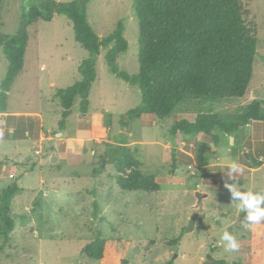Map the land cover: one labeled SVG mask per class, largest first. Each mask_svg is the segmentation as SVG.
<instances>
[{
  "label": "rangeland",
  "instance_id": "rangeland-1",
  "mask_svg": "<svg viewBox=\"0 0 264 264\" xmlns=\"http://www.w3.org/2000/svg\"><path fill=\"white\" fill-rule=\"evenodd\" d=\"M34 1L3 0L0 35H15ZM135 2L92 0L88 6V20L98 37L107 38L124 25L129 50L117 67L129 76L140 69ZM243 3L257 33L253 77L245 97L184 102L165 119L146 115L135 120L129 132L122 129L121 119L141 105V92L107 70V49L97 58V80L86 110L77 97L70 118L60 126L58 91L82 79L78 69L90 54L75 41L65 16L28 28L24 68L8 93L5 113H0V193L12 184L21 189L11 207L15 229L0 253V264H202L209 254L227 262L264 264V222L245 226L247 212L236 207L239 201L226 186L236 180L225 166L233 160L252 169L263 165L234 175L238 190L264 193V122H252L231 136L215 131L217 141L202 134L179 133L173 138L170 132L177 122L192 123L201 114L236 123L253 102L264 109V0ZM8 68L0 48V93ZM24 112L36 114L25 119L18 114ZM42 136L56 141L43 143ZM40 146L41 157L35 154ZM119 147L132 151L143 174L156 178L160 193L118 188ZM193 216L195 228L187 232ZM224 231L236 237L238 250H225ZM100 234L106 256L92 261L81 251Z\"/></svg>",
  "mask_w": 264,
  "mask_h": 264
},
{
  "label": "trees",
  "instance_id": "trees-1",
  "mask_svg": "<svg viewBox=\"0 0 264 264\" xmlns=\"http://www.w3.org/2000/svg\"><path fill=\"white\" fill-rule=\"evenodd\" d=\"M91 1L35 0L21 29L15 35H0V48L9 63L1 85L0 113L6 111L8 93L24 68L28 28L39 21L51 22L57 15L70 21L75 41L90 54L78 69L82 79L58 91L61 127L70 118L77 97L82 100L83 111L86 110L91 88L97 80L96 64L102 49L108 50L107 70L118 79L138 86L141 92V105L121 119L125 132L130 131L131 123L143 116L154 115L160 119L171 116L184 102L216 103L242 99L247 94L257 55V33L248 21L243 0H136L135 12L140 27V69L136 76L120 72L117 67L119 59L129 50L124 25L120 23L107 38L98 37L88 20ZM2 2L0 0V12ZM252 122H264V109L259 102L249 105L236 123L223 121L216 114H201L192 123L177 122L170 132L173 138L179 133L193 137L202 134L217 141L215 131L231 136ZM116 153L119 154L116 183L121 191L161 192L156 178L143 174L142 164L130 149L119 147ZM171 154L175 165V151ZM205 162L204 158L200 160L202 165ZM20 192L19 186L12 184L0 193V236L4 239L0 253L15 229L11 207ZM106 249V241L100 234L82 249L81 254L92 261H102ZM202 264L242 263L219 260L209 254Z\"/></svg>",
  "mask_w": 264,
  "mask_h": 264
},
{
  "label": "clouds",
  "instance_id": "clouds-1",
  "mask_svg": "<svg viewBox=\"0 0 264 264\" xmlns=\"http://www.w3.org/2000/svg\"><path fill=\"white\" fill-rule=\"evenodd\" d=\"M228 142L231 144L233 138L229 137ZM227 169L229 176L236 180V184H238L239 180L237 175L234 174L240 173L241 165L233 160L228 164ZM236 184L226 186L230 189L233 200L238 199L239 201V203L236 204V207L241 212H247V215L244 218L245 226L264 222V206H262L264 205V193L252 190L242 192L238 190ZM221 240L226 242V251L238 250L239 245L237 239L230 232L224 231Z\"/></svg>",
  "mask_w": 264,
  "mask_h": 264
},
{
  "label": "crops",
  "instance_id": "crops-1",
  "mask_svg": "<svg viewBox=\"0 0 264 264\" xmlns=\"http://www.w3.org/2000/svg\"><path fill=\"white\" fill-rule=\"evenodd\" d=\"M5 113V112H4ZM19 115H21V118H25V119H29V118H32V116L33 115H35L34 113H31V112H24V113H18ZM18 114H16V115H18ZM41 140H42V142L44 143V142H47V141H56L55 140V138L54 139H52L51 137L50 138H46L45 136H42L41 137ZM60 141H62V139L60 140ZM261 144H262V147L264 146V138H262V140H261ZM40 149H37L36 151H40L41 152V154L40 155H38V156H40L41 157V155L43 154L42 153V150H43V147H39ZM42 149V150H41ZM36 151H35V154H36ZM241 165V164H240ZM225 166H228V165H225ZM263 167V165H261V166H259L257 169H252V168H249V167H247V166H243V165H241V169H243V168H246V169H248V170H250V171H258V170H260L261 168ZM263 223V222H262ZM261 223V224H262ZM264 225V224H263Z\"/></svg>",
  "mask_w": 264,
  "mask_h": 264
},
{
  "label": "water",
  "instance_id": "water-1",
  "mask_svg": "<svg viewBox=\"0 0 264 264\" xmlns=\"http://www.w3.org/2000/svg\"><path fill=\"white\" fill-rule=\"evenodd\" d=\"M196 221H197V217L193 216L189 223V227L187 228V232H192L194 230Z\"/></svg>",
  "mask_w": 264,
  "mask_h": 264
},
{
  "label": "built area",
  "instance_id": "built-area-1",
  "mask_svg": "<svg viewBox=\"0 0 264 264\" xmlns=\"http://www.w3.org/2000/svg\"><path fill=\"white\" fill-rule=\"evenodd\" d=\"M41 154V152L38 150V151H36V155H40Z\"/></svg>",
  "mask_w": 264,
  "mask_h": 264
}]
</instances>
